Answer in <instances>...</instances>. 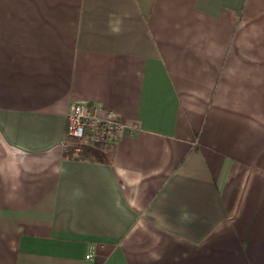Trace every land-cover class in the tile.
<instances>
[{"label": "crops", "instance_id": "obj_1", "mask_svg": "<svg viewBox=\"0 0 264 264\" xmlns=\"http://www.w3.org/2000/svg\"><path fill=\"white\" fill-rule=\"evenodd\" d=\"M0 264H264V0H0Z\"/></svg>", "mask_w": 264, "mask_h": 264}, {"label": "built area", "instance_id": "obj_2", "mask_svg": "<svg viewBox=\"0 0 264 264\" xmlns=\"http://www.w3.org/2000/svg\"><path fill=\"white\" fill-rule=\"evenodd\" d=\"M68 136L84 143L114 145L120 137L124 123L112 110L102 112L99 106L76 102L68 113ZM92 252L86 257L90 259Z\"/></svg>", "mask_w": 264, "mask_h": 264}, {"label": "trees", "instance_id": "obj_3", "mask_svg": "<svg viewBox=\"0 0 264 264\" xmlns=\"http://www.w3.org/2000/svg\"><path fill=\"white\" fill-rule=\"evenodd\" d=\"M75 144L81 146L82 152L80 153L79 157H99L103 159H108L111 158L113 155V145L98 143H80L77 139Z\"/></svg>", "mask_w": 264, "mask_h": 264}]
</instances>
